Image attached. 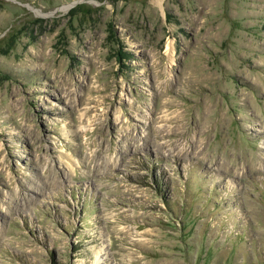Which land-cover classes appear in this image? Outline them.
Masks as SVG:
<instances>
[{
    "label": "rangeland",
    "instance_id": "obj_1",
    "mask_svg": "<svg viewBox=\"0 0 264 264\" xmlns=\"http://www.w3.org/2000/svg\"><path fill=\"white\" fill-rule=\"evenodd\" d=\"M0 264H264V0H0Z\"/></svg>",
    "mask_w": 264,
    "mask_h": 264
}]
</instances>
